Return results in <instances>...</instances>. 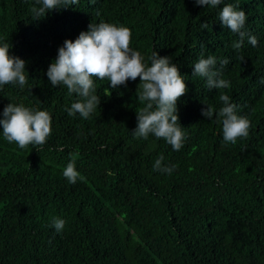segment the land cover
<instances>
[{"label":"trees","instance_id":"obj_1","mask_svg":"<svg viewBox=\"0 0 264 264\" xmlns=\"http://www.w3.org/2000/svg\"><path fill=\"white\" fill-rule=\"evenodd\" d=\"M226 5L246 14L239 50L232 47L239 35L218 19ZM39 6L0 0V46L25 61L27 76L23 88L0 87V119L10 103L52 119L39 151L7 142L0 126V264H264V0H222L215 8L193 0H79L37 20L31 8ZM100 22L128 28L145 65L159 53L179 68L188 87L177 102L185 135L179 151L152 134H132L144 106L140 78L113 89L93 77L100 106L88 119L65 111L81 98L52 87L47 70L66 40ZM202 54L216 57L230 87L210 90L206 78L192 75ZM221 93L250 121L235 144L224 143L216 114H201L206 105L218 114ZM161 154L171 174L153 170ZM71 156L80 174L74 185L63 176ZM54 217L65 221L62 232Z\"/></svg>","mask_w":264,"mask_h":264},{"label":"clouds","instance_id":"obj_2","mask_svg":"<svg viewBox=\"0 0 264 264\" xmlns=\"http://www.w3.org/2000/svg\"><path fill=\"white\" fill-rule=\"evenodd\" d=\"M39 7H32L31 11L38 18L49 12L61 9V5L78 4L79 0H35ZM197 6H211L215 8L222 0H193ZM218 19L222 27L239 35L238 42L232 47L239 50L248 35L242 31L246 14L243 10H236L232 5H226L219 12ZM208 23L201 24V29H207ZM248 42L257 46L255 36H248ZM131 32L126 27L100 22L91 23L88 31L81 32L73 42L66 40L59 48L57 58L50 64L47 77L52 87L64 86L68 94H77L81 99L66 108L69 116L77 113L84 119L100 106V98L94 94L93 77L99 80L107 79L110 87L126 86L129 80L140 78L137 98L141 107L137 114V127L132 134L137 139L147 140L149 135L157 139H164L174 151H179L185 139L179 123L177 102L186 95L188 87L180 74L179 68L170 63L169 57H161L153 53L150 57L151 66L143 63L139 51L130 47ZM10 46L4 43L0 46V87L8 84H18L21 88L27 83L26 63L18 57L9 55ZM243 59V57H241ZM229 61L224 59L221 66ZM217 60L214 56L204 58L203 54L193 66V76L206 78L208 89H225L230 87L227 80L220 78L221 73L216 69ZM264 83V79L261 80ZM223 106L216 110L210 106L202 109V116L211 120L217 115V122L222 124L223 141L225 144H235L238 138H246L249 134L250 121L246 117L238 116L237 105L230 102V97L221 93L218 97ZM3 119H0L4 139L15 143L20 149L32 145L37 151L42 147L52 131V119L48 112L27 108L23 105L10 103L5 107ZM164 157L161 154L155 161L153 170L171 174L173 167L163 166ZM70 163L63 169V176L71 184H76L80 176L75 168V156H71ZM52 227L59 233L65 227V221L54 217Z\"/></svg>","mask_w":264,"mask_h":264}]
</instances>
